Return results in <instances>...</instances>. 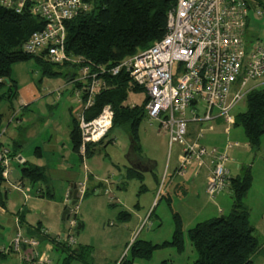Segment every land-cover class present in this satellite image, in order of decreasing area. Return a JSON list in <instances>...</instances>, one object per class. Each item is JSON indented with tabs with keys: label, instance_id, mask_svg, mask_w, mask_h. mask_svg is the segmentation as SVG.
Segmentation results:
<instances>
[{
	"label": "built area",
	"instance_id": "obj_1",
	"mask_svg": "<svg viewBox=\"0 0 264 264\" xmlns=\"http://www.w3.org/2000/svg\"><path fill=\"white\" fill-rule=\"evenodd\" d=\"M250 0H176L166 16V32L149 48L124 59L114 67L99 66L66 52V23L88 13L85 0H0V6L20 13L24 9L39 20L41 28L22 44L24 55L53 65L77 67L73 79L80 88V110L75 116L79 131L78 155L85 159L89 145L103 141L112 126L113 110L105 105L100 113L86 120L85 113L95 96L106 87L104 76L126 74L145 93L144 117L166 134L169 151L180 147L175 177H184L190 167L206 168L205 194L211 200L230 192V176L225 168V152L199 144L205 127L220 122L234 124L233 109L264 80V44L251 45L245 38L248 15L261 16L264 10L250 6ZM232 89L235 90L234 93ZM194 129V130H192ZM193 131V133H192ZM227 144V148H230ZM9 151L0 146L1 177L7 180ZM78 199L82 184L75 185ZM73 189L65 197L69 212L63 241L74 246L78 207L71 205ZM36 239L15 235L7 250L25 248L29 259L45 264L47 258L36 251Z\"/></svg>",
	"mask_w": 264,
	"mask_h": 264
},
{
	"label": "rangeland",
	"instance_id": "obj_2",
	"mask_svg": "<svg viewBox=\"0 0 264 264\" xmlns=\"http://www.w3.org/2000/svg\"><path fill=\"white\" fill-rule=\"evenodd\" d=\"M245 38L251 45L264 44V13L261 16L255 15L253 11L249 13ZM47 65L49 67L44 68ZM44 69H47L49 74H45ZM77 70L78 68L73 65H53L34 58L15 63L10 70V78L17 85V94L20 93L28 99L27 97L33 95L30 89L35 83L40 92L41 99L29 105L27 109L28 118L25 127L31 125V131L36 133L45 124L56 125L59 140L67 147L70 146L67 133L60 129L59 125L68 116L69 109L78 107L75 93L77 87L75 82L70 80L78 76ZM249 85L264 90V80L252 81ZM234 92L235 90L232 89L231 93ZM246 98L247 95L233 109L234 114L245 111ZM144 100L145 93L140 89L128 94L125 105L142 107ZM19 106L17 99L12 101L11 105L6 100H1L0 114L5 118L11 107L17 109ZM2 121V124L5 123L4 119ZM216 127L213 133L203 134L199 139L200 143L208 150L215 147L219 151H223L225 145L230 144L225 154L228 160L233 159V163L229 162L226 165L231 174L234 173L238 163L243 166L242 169H249V165L251 166V176L254 177L252 191L257 204L259 198L256 194L259 189L257 183L259 179L264 178V155L260 156L254 153L253 149L251 150L240 127L228 125V134L223 133L226 125H216ZM137 138L140 158L146 163L148 161L153 163L150 164L148 172L139 176L128 178L126 155L132 143L129 135L120 128H112L106 139L94 148L97 150L93 155L84 159V163L76 156L73 163L68 166L69 168L74 166V174L77 175L76 184L87 182L85 179L87 172L94 177L93 184H99L93 192L92 182L88 181L86 194L81 195L76 202L78 207L76 219L81 223L82 228L74 232V246L90 247L93 264H191L196 259V253L189 242L187 231L195 224L216 216V208L200 186L205 170L200 169L199 177L192 182L186 178L190 175L188 172L185 178L174 177L166 186L160 178L166 164L169 161L170 164L174 162L178 150L173 147L169 152L166 134L157 130L156 123L151 126L146 117L140 121ZM30 147L34 148V145ZM12 183L17 186L16 181L12 180ZM49 184L54 191L53 196L41 202L35 196L36 185L26 186L29 197L26 203L14 190L7 187L6 214H0V253L2 248L9 247L8 244L14 234L11 221L13 217L15 221L17 211L23 205L25 207L22 208L24 211L21 215L26 224L34 227L41 225L51 235L60 236L66 233V227L62 225L59 217L67 183L64 180L52 179ZM224 195L229 199L230 194ZM125 205L127 211L123 212ZM258 209L255 205L251 213L252 219H258L255 217L259 215ZM133 210L138 212L142 220L144 219L143 223L138 222L132 215ZM174 214L179 216L182 224L183 252L178 253L172 247L156 248L149 260L131 259L129 246L135 239L148 242L153 247L171 240L175 229ZM121 216L126 220L120 221ZM20 232L24 234V227ZM52 244L50 245L53 246ZM54 248L47 251L43 245L41 246L40 251L45 252L48 260L45 264H63L65 255ZM11 259L14 261L12 262ZM5 260L4 264H21L10 256ZM2 261L3 258H0V262ZM71 264L81 263L73 261Z\"/></svg>",
	"mask_w": 264,
	"mask_h": 264
},
{
	"label": "trees",
	"instance_id": "obj_3",
	"mask_svg": "<svg viewBox=\"0 0 264 264\" xmlns=\"http://www.w3.org/2000/svg\"><path fill=\"white\" fill-rule=\"evenodd\" d=\"M250 1V6L264 10V0ZM85 2L90 6L88 13L66 23V52L86 62L107 67L118 65L124 59L146 50L154 42L162 39L166 32L167 13L176 4V0H85ZM41 25L42 23L33 18L26 9L15 13L14 10L0 6V101L6 100L11 105L17 98L15 83L10 78L11 66L33 58L22 53V44L33 32L39 30ZM43 72L49 74L47 69ZM103 78L106 87L95 96L92 107L85 113L86 120L95 118L105 105H110L113 110L111 129L120 128L125 131L134 144L133 151H137V131L144 117L146 98L142 107L127 106L125 101L128 94L140 89L123 72L116 76L106 75ZM76 87L80 88V85L76 84ZM233 126L241 128L251 149H258L260 138L264 135V90L255 86L247 94L245 111L234 114ZM70 141L73 151L78 155L79 131L76 123L70 133ZM97 145L99 144L87 147L85 158L91 157ZM78 157L82 160L79 155ZM23 176L31 183L44 181L43 172L38 167L28 166ZM3 184L0 168L2 209L6 205ZM250 186L249 169L243 168L241 176L230 178L229 189L232 199L230 214L199 222L187 231L189 242L196 253V259L191 264H252L251 258L259 250V244L253 235L248 212L243 205V199ZM173 219L175 229L169 242L153 247L148 242L135 239L129 246L131 259L149 260L156 248L172 247L176 252L182 253L184 241L181 220L177 214L173 215ZM78 224L81 228L80 222ZM53 243L55 248L65 255L63 264H71L73 261L93 264L90 247L70 246L58 240Z\"/></svg>",
	"mask_w": 264,
	"mask_h": 264
},
{
	"label": "crops",
	"instance_id": "obj_4",
	"mask_svg": "<svg viewBox=\"0 0 264 264\" xmlns=\"http://www.w3.org/2000/svg\"><path fill=\"white\" fill-rule=\"evenodd\" d=\"M72 79L73 78H71L70 80L72 81ZM14 83H15V87L17 90L16 82ZM78 89L79 88H77V91ZM77 91H75V93L77 96L78 107L76 106L74 108L69 109L68 116L65 118L64 122L59 125V128L63 129V131L64 132L66 131L67 133V137L70 143L69 147L65 146L64 143L61 144L59 140L58 130H57L58 127L56 125L51 126V125L45 124L44 127H41L39 130H37L36 133L31 131L32 129L31 125H28L25 127V123L28 118V115H27L28 113L26 112H28L27 109L30 107L29 105H32L41 99V96L39 97L40 92L38 90L36 83L35 85H32L30 89V92L33 94L31 97H27L28 99H26V96H23L18 92L19 94H16L17 95L16 99L18 100V103L20 106L17 109H14L11 107L8 110V113L6 114L5 118H3V115L0 114L1 115L0 146L7 149L10 155L13 157L10 161L11 163L9 166V174H8L7 180L4 181V184L2 186V191L6 194V201H7V193H8L9 188L14 190V192H16L20 196V198L23 199V202L26 203L29 199L28 190H26L27 185H30L31 187H34L35 185L37 186L35 196H37L41 202L42 200L46 198L51 199L53 196L52 194L54 191H52V186L49 184V181H51L52 179L64 180L67 183L65 195L70 189H73L75 185L79 184V183L77 184L75 183L77 175L74 174V170H73L74 166H72V168L68 167L70 164L73 163L74 158L76 156L78 157V155L73 151L72 144L70 141V133L73 129L74 123H76L75 116L80 110V103L78 101L79 96H78ZM3 119L5 120V123H3L4 125L2 124ZM216 125L223 126V124H221L220 122H216L211 126V129H207V127H205L206 129H204L202 134L213 133L214 129L217 128ZM225 129L223 133L228 134L229 130L228 132L225 133ZM131 143L132 144L130 145L127 155H126L127 165H128L126 172H127L128 178L132 176H139L142 173L148 172L150 170V164H153L150 161H148L147 163L144 162L140 158L139 153H138L140 150L139 146H138L137 151H133L134 144L132 141ZM199 144L202 145L200 143V140H199ZM30 145L31 146L34 145V148L30 147ZM173 147H176V150H178L175 160L172 164H170V161L166 164L164 168V172L162 173L161 178H160V181H162L164 185L166 184V186H168L171 183V179L175 177L174 172L178 165L177 158L180 154V147L177 145ZM31 148L33 149V152H31L32 150ZM212 148H215V147H212ZM223 149L224 150L221 152H226L227 150H229V148H227V144L225 145ZM96 150H94V152ZM171 150L169 152H171ZM253 151L254 153L260 156L264 155V135L260 138L258 149L257 150L253 149ZM80 161L84 163L83 161L85 160H80ZM63 162L67 164L65 165ZM229 162L233 163V159L232 160L229 159L225 164V168L228 171L230 178H236L238 176H241L239 172H241V169L243 166L239 165L238 163L235 167L234 173L231 174L229 169H227V166H226L227 163ZM28 166L40 168L44 175L43 177L44 181H40L37 183H31L30 181H28L23 176V172ZM201 169L205 170L204 171L205 176L202 178V183H200V186L203 187L204 192H205L207 170L206 168H201ZM15 171L16 173H13ZM199 171L200 169H197L195 166L190 167V169L188 170L190 175L187 176L186 178H189L192 182L193 180L199 177V173H198ZM249 174L251 177V186L243 199V205L248 212V221H249L250 226L253 229V235L259 244V250L252 256L251 261H252V264H264V178L259 179V183H257V186H259V189L256 194H258L259 198L256 204V201L254 198V191H252V189L254 188L253 187L254 177L251 176V166L250 165H249ZM185 176L181 178H185ZM55 177H58V178H55ZM90 177L92 179H90ZM93 178L94 177L88 172L85 174V179L87 180V182L85 183L80 182L84 187V192L88 190L87 188L88 181L92 182L91 191L94 192L96 188H98L97 186H99V184H96V183L93 184V181H94ZM12 180L16 181L17 186H15L12 183ZM5 185H6V188H5ZM183 190L185 191V189ZM225 193L226 194L228 193V195L230 194L229 192L225 191L222 194L216 196L213 200L210 199V201L212 202L211 204L216 208L215 210L216 216L212 218H216L219 216H227L228 214H230L232 210V199H231V195L229 199H227V197L224 195ZM255 205L257 209L259 207L258 209L259 215L255 216L258 219L251 218V213L253 212V208L255 207ZM23 207L25 206L23 205L22 208ZM61 207L63 211L65 208L64 201H62ZM22 208H20L17 211V214H16L17 218L15 217V221H13L14 217L12 218L11 222L13 223L12 225H13L14 234L12 236L11 241L13 240V238L15 237L17 233L27 238L36 239L39 243L38 247L36 248V251L40 254H43L46 257L45 252L43 253L40 251L41 246L43 245L45 247V250L47 251L52 250L55 247L53 242L57 240L58 241L63 240L64 233L61 234L60 236L51 235L50 232L46 230L45 228H43L41 225H37L34 227L32 225L26 224L24 222L23 216L21 215L23 214V211H24V209ZM124 209L125 211L123 212H126L127 211L126 205L124 206ZM0 214H6V205H5V208L3 209L0 208ZM132 215L137 218L138 222H141V223L144 222V219L143 220L141 219V216L138 214L136 210H133ZM124 216L119 217V220L125 221L126 219ZM59 218H60V222L62 223V225H64V222L61 221V214ZM208 219H211V218H208ZM23 227H24V234L20 232V229ZM81 228H82V225H81ZM11 241L9 242L8 245H10ZM50 244H52L53 246H51ZM7 247L2 248L3 250H2V253H0L1 254L0 258H3L4 261L0 263L4 264L7 256L15 258L21 264L35 263L34 261L29 259V256H28L29 250L25 248H20L19 251H12V250L8 251L6 250ZM11 261L13 262L14 260L11 259Z\"/></svg>",
	"mask_w": 264,
	"mask_h": 264
},
{
	"label": "water",
	"instance_id": "obj_5",
	"mask_svg": "<svg viewBox=\"0 0 264 264\" xmlns=\"http://www.w3.org/2000/svg\"><path fill=\"white\" fill-rule=\"evenodd\" d=\"M13 173H16V171L13 172ZM77 200H78L77 190L75 189V186H74L73 187V193H72V203H71V205H75L76 202H77ZM68 212H69V207H65L64 210L61 213V221L62 222L65 221V218H66ZM76 229L79 230L80 229V225H77V228Z\"/></svg>",
	"mask_w": 264,
	"mask_h": 264
}]
</instances>
